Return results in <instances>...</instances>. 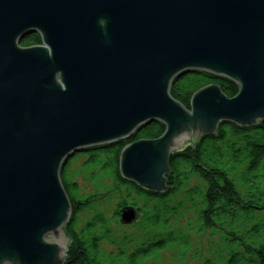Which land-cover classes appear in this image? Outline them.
Returning a JSON list of instances; mask_svg holds the SVG:
<instances>
[{
    "label": "water",
    "instance_id": "1",
    "mask_svg": "<svg viewBox=\"0 0 264 264\" xmlns=\"http://www.w3.org/2000/svg\"><path fill=\"white\" fill-rule=\"evenodd\" d=\"M35 33L41 45L22 47ZM203 71L238 94L209 85L187 109L171 85ZM263 121L264 0H0V264H64L60 170L75 154L161 122L159 139L123 149L120 172L164 193L184 139Z\"/></svg>",
    "mask_w": 264,
    "mask_h": 264
},
{
    "label": "trees",
    "instance_id": "2",
    "mask_svg": "<svg viewBox=\"0 0 264 264\" xmlns=\"http://www.w3.org/2000/svg\"><path fill=\"white\" fill-rule=\"evenodd\" d=\"M40 43V36L34 34L21 46ZM209 85L220 86L228 98L239 92L231 80L203 71L176 79L170 93L190 109L194 94ZM164 132L163 123L153 122L128 139L77 153L62 166L60 177L72 209L64 228L69 238L64 264H110L103 255L104 241L116 248V254L109 256L112 264H140L175 246L183 250L184 260L192 247V235L218 239L211 242L206 256L195 249L194 257L201 264H264V121L248 127L220 123L215 134L186 143L172 153L164 193L126 181L120 172L123 149L138 141L159 139ZM77 158L84 160V169L94 168L110 177L112 189L81 196L79 185L69 178L71 163ZM113 192L118 202L113 221L119 223L121 210L134 207L142 220L138 223L140 239L126 233L121 241L115 237L98 204L101 199H114ZM83 214L90 217L80 225ZM134 242L136 246L130 248Z\"/></svg>",
    "mask_w": 264,
    "mask_h": 264
},
{
    "label": "rangeland",
    "instance_id": "3",
    "mask_svg": "<svg viewBox=\"0 0 264 264\" xmlns=\"http://www.w3.org/2000/svg\"><path fill=\"white\" fill-rule=\"evenodd\" d=\"M192 138L197 139V137ZM189 140H191V138L184 139V145L186 143H189ZM83 161L84 160L82 158H77L73 160L69 169V178L72 182H76L79 185L80 195L88 197L91 195L106 193L107 191L111 190V178L107 177L106 175H102L101 173H98V171L94 168H91L90 170L84 169ZM112 197L114 199H101L98 204L99 206H101V209L105 213L107 222L110 223L111 229H113L115 237L121 241L122 237L126 233L133 239H140V237L142 236L140 232V224L138 225V223L142 222L140 218H138L135 223L128 226L122 225L120 221L119 223L113 221V212L116 209L118 202L116 194L114 192ZM89 217V215L83 214L80 217V225H83L85 221L89 219ZM60 239L65 243V246H68L69 243L67 242V238L64 234H62ZM211 242L217 243L218 239H212L209 236L201 237L192 235V247L191 250L189 249L188 251H186V256L184 255V260L181 258L183 250L175 246L161 252H156L152 256L146 258L140 264H201L200 260L194 257L196 256L195 249H197V251H204V254L206 256V251H208V249L212 246ZM132 246H136V243H132V245H130V248ZM102 247L103 255L105 256V262L112 264V258L109 256L111 255V252H114L116 254V248L109 245L107 241L103 242ZM119 262L117 264H126L125 261L120 263Z\"/></svg>",
    "mask_w": 264,
    "mask_h": 264
},
{
    "label": "flooded vegetation",
    "instance_id": "4",
    "mask_svg": "<svg viewBox=\"0 0 264 264\" xmlns=\"http://www.w3.org/2000/svg\"><path fill=\"white\" fill-rule=\"evenodd\" d=\"M35 34H37V35H39L38 33H35ZM32 35H34V34H31V35H29V36H32ZM28 36V37H29ZM40 36V35H39ZM38 45H41V43L40 44H37V45H33V46H38ZM33 46H29V47H33Z\"/></svg>",
    "mask_w": 264,
    "mask_h": 264
},
{
    "label": "bare ground",
    "instance_id": "5",
    "mask_svg": "<svg viewBox=\"0 0 264 264\" xmlns=\"http://www.w3.org/2000/svg\"><path fill=\"white\" fill-rule=\"evenodd\" d=\"M183 141H184V140H183ZM183 141H182V142H183ZM182 142H181V143H182Z\"/></svg>",
    "mask_w": 264,
    "mask_h": 264
}]
</instances>
